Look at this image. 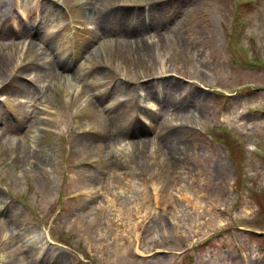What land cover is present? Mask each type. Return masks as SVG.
Listing matches in <instances>:
<instances>
[{
  "label": "rangeland",
  "instance_id": "rangeland-1",
  "mask_svg": "<svg viewBox=\"0 0 264 264\" xmlns=\"http://www.w3.org/2000/svg\"><path fill=\"white\" fill-rule=\"evenodd\" d=\"M149 3L167 4L160 21L145 20ZM91 5L112 11L103 33L114 36ZM52 12L58 22L45 18ZM23 14L22 24L3 17L0 52L27 65L44 44L60 45L69 71L7 69L0 87V264H264V0H41ZM121 15L134 37L116 33ZM23 27L38 39L18 43ZM142 38L164 42L166 59L159 48L133 58ZM162 72L160 84L179 81L183 97L202 98L195 131L171 145L163 135L180 122L165 131L146 120L149 132L124 136L149 146L137 158L106 106L121 105L124 128L141 99L130 95L155 102L145 85L158 87ZM16 103L27 124L13 117L23 113Z\"/></svg>",
  "mask_w": 264,
  "mask_h": 264
},
{
  "label": "bare ground",
  "instance_id": "bare-ground-1",
  "mask_svg": "<svg viewBox=\"0 0 264 264\" xmlns=\"http://www.w3.org/2000/svg\"><path fill=\"white\" fill-rule=\"evenodd\" d=\"M41 0H32V2H29L28 0L26 2H23L21 0H15V1H11V0H0V28H1V24H2V19L3 17L6 18H12V17H16V19L18 20V23L22 24L24 23L23 20V13L24 11H26V8L28 7H33V6H37L38 2H40ZM170 1V0H169ZM149 5H151V3H149ZM167 4H162L161 6H155V5H151L149 7V11H146L148 14L144 15L145 20H147V18H149L151 20V18L153 19V21H160L161 18L163 17L164 11L166 9ZM93 9L90 8V11H88V13H93L95 16H98L100 19V29L103 33V30L106 31V23L109 22V17L111 16V10L110 9H106L107 7H95L94 5ZM165 6V7H164ZM26 7V8H25ZM164 7V8H163ZM154 8L156 9V11H153ZM147 10V9H146ZM107 11V12H106ZM48 13V11H47ZM143 14V12L140 11H135L133 12V15H136L137 18H140V16ZM43 16L41 15L39 17V23L36 25V28H39L42 26V23H44L45 18L48 21H52V22H58V14L57 13H51L46 15V17L43 20ZM151 17V18H150ZM24 18H27L26 16H24ZM136 19V17H132L131 18V22L134 21ZM129 20L128 16H124L121 15V17L118 19L119 22H117L116 26L117 30L116 33H120L119 31H123L125 32L130 38L134 37L133 35L136 34V30H134L133 28H129L127 24V21ZM25 27H28L27 30L29 31H34V27L32 26L31 23L27 24ZM21 29H16L19 33H20V37L17 40L18 43H23V42H28L29 44L35 42V39H38L35 37L36 34H31L29 31L27 33L22 32L24 30V28ZM32 27V29H31ZM40 29V28H39ZM21 31V32H20ZM38 32V31H37ZM36 32V33H37ZM109 32V33H108ZM113 30H109L106 33H103V35L107 34V35H112L114 36V34H112ZM151 34V33H150ZM152 35H156L157 37H162V33L160 30H158L157 28H155L153 30ZM146 36V35H145ZM111 38V37H109ZM156 43V42H154ZM164 43V42H163ZM163 43L160 44V48L157 47L156 45H153L152 43L149 44L148 42H146L143 38L141 43H138L137 46H132L130 48V52L133 58L138 59V58H142L143 56H145V54L148 52V50L153 49H163V53L160 54L159 50L157 52V54H159V56H161V60H165L167 53L166 50L164 51L163 47ZM2 43H0L1 45ZM44 50L43 52H40L39 54H36L33 57V60L29 63V64H22V65H18L14 60L11 62L10 58L7 55H4L0 52V81L2 80V82H0V87L5 84L6 82H8V78L7 76L5 77L6 71L7 69H10V73L9 75H14L16 72L21 71V69L23 70V72H29L30 69H35L34 71L39 72V76L42 75H46V76H55L58 77V75L61 72H68L69 70L67 69V65L66 63L68 62V58L64 57L62 55L61 52V47L59 45V47H54L51 48L49 47V45L44 44ZM140 53V54H139ZM91 55L89 56H85L84 60L88 61L90 59ZM43 58V61H42ZM47 62H50L51 65L46 66V64H48ZM161 64H165L164 62H160ZM48 67V68H45ZM15 72V73H14ZM102 77H108L109 73L107 71H102ZM163 72L159 74V76L155 79L159 82L158 87L152 86V83L154 82H150L149 85H145V88L147 89V93L149 94H153L154 95V101L152 104L150 103V101H147L145 96H143L142 94H139L135 91L134 93H132L130 95V101L136 99L137 96H139L141 99L135 104L133 111H132V116L133 118L127 122V125L123 128L122 126L119 125V123H121L122 119V114H120V104L118 106L116 105H107V110L110 113V115L112 116V120L115 123V126H117L116 130H117V135L116 137L123 135L122 139H128L127 141H129L130 145H126L128 147L133 146V148H136L135 150H132V154H134L137 157V151L140 152L139 158L143 157V155L147 154L148 150V145L143 144L145 146L139 147L137 146L136 143L131 144L132 140H130L128 137H124L126 135L129 134H134L135 136H140L141 134H146L145 132L143 133L144 129L148 128L147 125H145V127H141L143 122L148 120L149 123L151 124V122H153L152 126L153 127H157L159 124L162 125V127H164L165 131L168 130L166 129V127H168L167 125L169 124L170 127L174 125V123L172 122V120H177L180 123L178 124L179 126V130L177 132H165V134L163 135L164 138L169 141V143L171 145H173L174 143L179 144L181 143V141L184 139V137L187 135V133L189 132H193L195 131V122H196V118L192 115V110L193 107L194 109L196 108L197 104L202 100V98L196 97L194 94H188L187 96L182 95V90L183 88H181V84L179 81H170L168 82L167 80L164 82H162V84H160V79L162 80V76H163ZM5 77V78H4ZM20 81H24L26 82V84H28L29 81L33 80V79H28V77H24V76H19ZM105 79V78H104ZM75 81H77L76 79H74V77L70 80L71 83H75ZM30 83V82H29ZM92 88L95 89V91L97 93H95V96L98 97V99H102V93L97 91L98 89L93 85L90 84ZM160 86V87H159ZM128 87V86H126ZM162 90V91H161ZM143 97V98H142ZM135 101V100H134ZM18 103V102H17ZM16 103V105H18ZM26 103V102H25ZM25 103H21L20 105H18V107H21L23 110V113L21 115V117H18V115L16 113H14L13 117L18 120L20 119L21 123L27 124L29 121V117H28V113L26 111H24V107H25ZM158 107L156 110L157 112L154 110V106L155 104ZM189 107H192L189 109ZM130 109V107H128ZM153 110L155 112V116H153V112L151 111ZM127 114V113H126ZM125 114V115H126ZM173 117V119L171 120V118ZM54 121L57 120V124H60L62 122V120H59L54 118ZM47 122V121H46ZM146 131L149 132V130L146 129ZM99 134V133H98ZM79 141V140H77ZM148 143H150V140L148 141ZM152 143H156L155 141H153ZM153 144V145H154ZM117 153H119L118 156V161L121 162V164H123L124 162H126L128 159L127 157L130 159V155L127 154V152L125 151V149L123 147L118 148ZM30 157V156H28ZM150 157V156H149ZM138 158V157H137ZM151 158V157H150ZM178 161V157H175V161ZM154 164H157L156 161H153ZM226 190L228 189V187L225 188ZM179 190H184L183 186L181 185ZM186 191V190H184ZM98 216H100L101 218H96V223L101 225V224H105L106 222V216L105 215H101L99 213H97ZM23 244L24 246L28 247L30 253H34L36 251V248L33 246V243L30 242L29 240H27V230L23 231ZM224 263V262H223ZM225 264V263H224ZM227 264V263H226Z\"/></svg>",
  "mask_w": 264,
  "mask_h": 264
}]
</instances>
